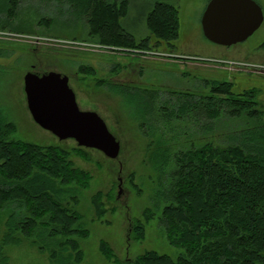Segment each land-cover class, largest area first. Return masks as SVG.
Masks as SVG:
<instances>
[{
  "label": "rangeland",
  "instance_id": "obj_1",
  "mask_svg": "<svg viewBox=\"0 0 264 264\" xmlns=\"http://www.w3.org/2000/svg\"><path fill=\"white\" fill-rule=\"evenodd\" d=\"M83 1L74 0L75 6H70L68 0H21L14 17L0 24V106L17 127L10 138L64 147L75 166L92 175L90 185L80 190L78 202H67L81 214L89 233L74 237L83 257L67 264H135L138 256L151 250L176 259L184 250L170 243L160 223L163 208L170 202L163 193L171 183L174 154L211 143L220 145L222 139L191 136L187 125L178 120L172 122V130L161 118L154 122L159 128L150 135L151 130L142 129L130 115L128 98L108 85L198 89L204 94L208 92L205 79L232 81L234 92L254 89L264 110V22L247 40L223 46L210 41L202 30L201 19L210 0H175L180 17L175 45L157 44L153 36L148 48L121 47L103 44L91 33L84 16L79 17ZM148 1L152 0H135L126 20L138 38L147 35L143 19ZM257 1L264 10V0ZM4 2L0 0V7ZM34 71L67 75L79 107L98 112L119 138L116 157L80 146L73 138L60 139L35 122L25 91V76ZM157 145L170 148L166 153L171 161L163 169L151 160ZM6 214L0 209V239ZM138 226L143 229L137 231ZM22 237L20 244L0 247V264H60L48 250L40 249L35 236ZM102 242L113 249L112 258L104 255Z\"/></svg>",
  "mask_w": 264,
  "mask_h": 264
},
{
  "label": "trees",
  "instance_id": "obj_2",
  "mask_svg": "<svg viewBox=\"0 0 264 264\" xmlns=\"http://www.w3.org/2000/svg\"><path fill=\"white\" fill-rule=\"evenodd\" d=\"M20 1L5 0L0 24L14 17ZM174 1L147 2L141 23L147 30L144 38H138L126 23L135 0H84L79 17L84 16L91 33L106 45L145 49L154 36L157 44L173 46L180 30ZM68 2L75 6L74 0ZM203 85L208 90L204 94L198 89L108 85L128 98L130 115L142 129L151 130L150 135L159 128L154 122L161 118L172 130V122L178 120L187 125L191 136L222 139L220 145L174 154L171 183L163 193L170 202L163 208L160 223L170 243L184 252L174 259L151 250L138 256L135 264H264V110L254 89L234 92L232 81L217 79H205ZM16 130L0 106V209L7 211L0 247L20 244L22 236H35L40 249L48 250L55 262L80 261L83 252L74 237L89 233L81 214L67 202H78L80 190L90 185L92 175L76 167L64 147L11 139ZM154 149L151 160L159 169L167 167L170 148L157 145ZM100 248L113 257L106 242Z\"/></svg>",
  "mask_w": 264,
  "mask_h": 264
},
{
  "label": "water",
  "instance_id": "obj_3",
  "mask_svg": "<svg viewBox=\"0 0 264 264\" xmlns=\"http://www.w3.org/2000/svg\"><path fill=\"white\" fill-rule=\"evenodd\" d=\"M264 22L257 0H210L201 23L212 42L231 46L247 40ZM28 107L36 123L60 139L73 138L80 146L96 148L109 157L119 154V138L102 116L82 110L67 75L56 71H34L25 76Z\"/></svg>",
  "mask_w": 264,
  "mask_h": 264
}]
</instances>
